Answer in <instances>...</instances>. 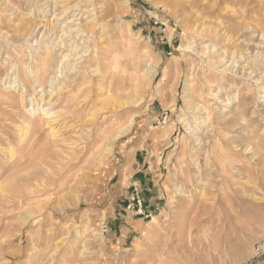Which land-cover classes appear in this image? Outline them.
<instances>
[{
  "label": "rangeland",
  "instance_id": "1",
  "mask_svg": "<svg viewBox=\"0 0 264 264\" xmlns=\"http://www.w3.org/2000/svg\"><path fill=\"white\" fill-rule=\"evenodd\" d=\"M261 76L264 0H0V264H264Z\"/></svg>",
  "mask_w": 264,
  "mask_h": 264
},
{
  "label": "bare ground",
  "instance_id": "2",
  "mask_svg": "<svg viewBox=\"0 0 264 264\" xmlns=\"http://www.w3.org/2000/svg\"><path fill=\"white\" fill-rule=\"evenodd\" d=\"M205 30H206V29H202V30H201V34H204V32H206L205 34H208L207 31H205ZM197 32H198V31H197ZM199 34H200V32H199ZM199 34H198V36H199ZM210 34H211V33H210ZM208 35H209V34H208ZM214 35H215V34H214ZM209 36H210V35H209ZM199 37H200V36H199ZM210 38H212V37H209V39H210ZM213 38H214V36H213ZM213 38H212V39H213ZM215 38H216V37H215ZM199 39H200V38H199ZM201 39H202V38H201ZM229 39H230V38H229ZM205 41H206V40H205ZM209 41H210V40H209ZM211 42H212V41H211ZM211 42H210V43H211ZM226 43H228V42H226ZM213 46H214V45H213ZM204 47H205V46H204ZM215 47H216V46H215ZM210 48H211V47H210ZM39 49H40V48H39ZM30 51H31V50H30ZM34 51H35V50H34ZM203 51H205V50H203ZM234 53H235V52H234ZM35 54H36L37 56H36ZM236 54H237V53H236ZM236 54H235V56H236ZM32 55H33V54H32ZM34 55L37 57V60L41 59V54L39 53V50H38V52L36 51V52L34 53ZM239 55H240V54H239ZM221 56H222V55H221ZM235 58H236V57H235ZM35 59H36V58H35ZM35 59H34V61H35ZM203 59H204V58H203ZM205 59H207V58H205ZM32 60H33V59H32ZM205 61H206V60H205ZM222 61H223V60H222ZM222 61L219 60V61H215V62H214V61L212 60V61H209V63H210L211 65H212V64H216V65H218V66L220 65V66H222V67H224V66L226 67V66L228 65V63H226V64L224 65V63H222ZM40 62H41V60H40ZM40 62L38 61L39 64H40ZM203 62H204V60H203ZM207 63H208V62H207ZM209 63H208V64H209ZM39 64H38V65H39ZM44 64H45V60H44L43 64H42V62H41V65L44 66ZM45 65H46V64H45ZM33 66H34V65H33ZM214 66H215V65H214ZM26 67H27V66H26ZM37 67H38V66H37ZM76 67H78V66H76V64H75L72 68H69V71L76 70ZM222 67H221V68H222ZM225 67L222 69L221 73H222V72H227V70H228L227 67H228V66H227L226 68H225ZM41 68H42V66H41ZM41 68H39V69H37V70H34V71H31V70H30L31 72L29 71V75H28V76L33 77V79H34V77L38 74L37 72H39V73L41 72ZM25 69H26V68H25ZM77 69H78V68H77ZM218 69H220V68H218ZM249 69H252V68H249ZM230 70H231V69H230ZM243 70H244V69H243ZM67 71H68V70H67ZM69 71H68V72H69ZM216 71H217V70H216ZM219 71H220V70H219ZM231 71H232V70H231ZM251 71H252V70H251ZM27 72H28V69H27ZM69 73H70V72H69ZM228 73H229V72H228ZM246 73H247V71H246ZM253 73H254V71L250 72V70H249L248 74H246L245 76L249 78ZM67 74H68V73H67ZM71 74H72V73H71ZM78 75H79V73L77 72L74 76L79 77ZM222 75H223V73H222ZM23 76H24V75H23ZM25 76H26V75H25ZM67 76H68V75H67ZM205 76H206V75H205ZM224 76H225V74H224ZM227 76H228V75H227ZM41 77H42V76H41ZM69 77H70V76H69ZM77 77H76V78H77ZM19 78H20V77H19ZM27 78H28V77H27ZM70 78H71V77H70ZM207 78H208V77H207ZM227 78H228V77H227ZM72 79H73V78H72ZM260 79H261L262 81H264V80H263V77L261 76V77H259L258 80H257L258 83H259ZM24 80H25V79H24ZM64 80H65V79H64ZM219 80H220V79H219ZM226 80H227V79H226ZM62 81H63V80H62ZM69 81H70V80H69ZM36 82H37V81H36ZM76 82H77V86H79V84L82 83L81 80H80V81L77 80ZM202 82H203V81H202ZM204 82H205V80H204ZM204 82H203V83H204ZM206 82H207V81H206ZM219 82H220V81H219ZM21 83H23V79H21ZM73 83H74V80H73ZM210 83H211V82H210ZM222 83H223V82H222ZM23 84H24V83H23ZM62 84H63V86H64L63 88H67V87H68V83H67V81H64V83H62ZM71 84H72V83H71ZM205 84H206V83H205ZM225 84H226V83H225ZM256 84H257V83H256ZM261 84H262V83H261ZM69 85H70V83H69ZM259 85H260V84H259ZM262 85H263V84H262ZM80 86H81V85H80ZM7 88H8V87H7ZM43 88H44V87H43ZM64 90L67 91V89H64ZM194 90H195V89H194ZM195 92H196V91H195ZM43 93H44V92H43ZM58 93H59V92H58ZM197 93H198V92H197ZM195 94H196V93H195ZM64 97H65V96H64ZM67 97H68V96H67ZM58 100H59V99H58ZM65 101H66V99H65ZM49 102H50V101H49ZM49 102H48V104H49ZM51 102H52V101H51ZM62 102H63V101H62ZM66 102H68V100H67ZM63 103H64V102H63ZM49 105H50V104H49ZM62 105H63V104H62ZM65 105H66V104H65ZM54 106H55V105H54ZM62 108H63V107H62ZM202 108H203V107H202ZM50 109H51V108H50ZM193 109L200 111V110H199V107H195V108H193ZM35 110H36V109H35ZM53 110H54V109H52V111H53ZM195 110H194V111H195ZM29 111H30V110H29ZM31 111H32V110H31ZM37 111H38V109L36 110V112H37ZM198 111H197V112H198ZM201 111H202V110H201ZM201 111H200V112H201ZM44 112H45V111H44ZM44 112H43V113H44ZM49 112H50V111H49ZM55 112H56V111H55ZM195 112H196V111H195ZM203 112H204V111H203ZM46 113H47V112H46ZM53 113H54V112H53ZM205 113H206V112H205ZM47 114H48V113H47ZM47 114H46V115H47ZM49 114H51V112H50ZM54 114H55V113H54ZM46 115H45V113H44L43 116H46ZM196 115H197V114H196ZM202 115H203V114H202ZM204 115H205V114H204ZM204 115H203V116H204ZM48 116H49V115H48ZM55 116H56V115H55ZM55 116H54V119H55ZM194 116H195V115H194ZM205 116H208V118L210 117L209 114H207V115H205ZM46 117H47V116H46ZM51 117H52V115H51ZM198 117H200V116H198ZM56 118H57V117H56ZM196 118H197V117H196ZM58 119H59V117H58ZM193 119H194V118H193ZM193 119H192V120H193ZM199 119H201V118H199ZM195 120H196V119H195ZM197 121H198V119H197ZM200 121H201V120H200ZM204 121H207V119L204 120ZM49 122H54V120H51V121H49ZM49 122H46V123L48 124ZM47 124H46V126H47ZM201 124H202V123H201ZM195 125H196V124H195ZM29 128H30V126H29ZM26 131H27V130H26ZM53 131H54V130H53ZM53 131H52V132H53ZM24 132H25V131H24ZM52 132H51V133H52ZM53 133H54V132H53ZM54 135H55V133H54ZM54 135H53V136H54ZM253 153H254V152H252V154H253ZM253 155H254V154H253ZM11 192L13 193V190H11Z\"/></svg>",
  "mask_w": 264,
  "mask_h": 264
},
{
  "label": "built area",
  "instance_id": "3",
  "mask_svg": "<svg viewBox=\"0 0 264 264\" xmlns=\"http://www.w3.org/2000/svg\"><path fill=\"white\" fill-rule=\"evenodd\" d=\"M132 202H133V205L138 206L139 212L142 213L143 212V204H144L143 199H141L139 196H136V197L132 198Z\"/></svg>",
  "mask_w": 264,
  "mask_h": 264
}]
</instances>
